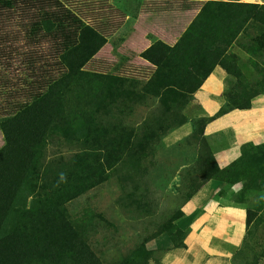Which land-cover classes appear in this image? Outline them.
<instances>
[{"label":"trees","instance_id":"16d2710c","mask_svg":"<svg viewBox=\"0 0 264 264\" xmlns=\"http://www.w3.org/2000/svg\"><path fill=\"white\" fill-rule=\"evenodd\" d=\"M251 30L258 34L246 52L251 56L264 54V5L210 1L174 44L159 40L140 55L156 68L154 80L163 79L183 90L172 96L180 106L174 107L173 114L169 111L163 128L189 122L181 112L196 100L194 95L216 67L235 79L225 95V105L215 115L192 121V138L204 147L199 169L205 181L186 202L211 180L226 189L241 185L234 201L246 209L247 238L236 256L252 249L251 228L263 213L264 203L251 205L249 196L253 190L261 191L264 184V144H244L240 157L221 169L204 133L210 123L229 112L252 109L253 100L260 96L258 89H264V70L253 84L233 52L241 38L250 37ZM107 38L86 25L62 0H0V83L3 77L4 83L11 85L4 100L6 119L1 123L6 145L0 150V264H104L78 237V231L66 224L65 205L98 186L108 176L106 165L111 173L125 156L140 164L150 143L162 137L157 133L152 138V129L157 128L153 125L143 131V137L123 135L113 127L107 131L96 118L97 111L111 104L121 91L120 78L85 70ZM40 40L52 41L48 53L35 52L34 45ZM252 64L257 66L254 61ZM23 69L31 83H24V76L7 77L10 70ZM191 85L192 91L184 90ZM52 135L69 144H82V164L75 162L54 176L44 168ZM108 152L110 164L102 161L105 157L109 160ZM183 216L181 211L174 224L163 227L153 239L165 234L174 249L186 248L188 232L178 226ZM152 255L144 244L119 264H149Z\"/></svg>","mask_w":264,"mask_h":264},{"label":"rangeland","instance_id":"374dc122","mask_svg":"<svg viewBox=\"0 0 264 264\" xmlns=\"http://www.w3.org/2000/svg\"><path fill=\"white\" fill-rule=\"evenodd\" d=\"M62 1L86 25L93 26L108 37L104 48L85 67L89 73L114 76L121 80L120 94L111 104L107 103L105 108L97 111L96 118L101 126L107 131L113 127L117 133L143 137V131L153 125L157 128L152 129V138L159 135L157 133L162 134L158 141L156 137L155 142L146 148L147 156L140 164L134 162L132 156H125L111 173L106 165L108 176L100 181L98 186L66 204L64 219L67 225L74 228V232L78 231V237L104 264H119L121 259L142 248L144 244L147 249L153 251L149 264H159L161 256L168 250L166 242L170 239L165 234L156 239H153V236L166 225L174 224L180 217L188 196L195 187L205 181L199 169L204 147L201 141L192 138V121L202 118L204 111L197 100L190 102L181 112L189 120L187 124L163 128L169 121L166 120L167 115L170 112L173 114L175 106H180L179 102L172 101V96L183 90L169 86L163 79L154 80L156 68L144 62L140 55L159 40L167 39L170 42L171 37L177 40L205 3L186 1L170 5L162 0H121L122 7L131 9L123 11L115 6H110L114 10H108V0ZM249 34L250 37L241 38L233 52L240 59L245 77L253 83L258 80L259 72L264 70V54L251 56L246 52V48L251 45V39L257 36L258 31L251 30ZM51 42L38 41L34 45L35 52L48 53L49 48L53 47ZM252 61L257 66H254ZM22 76L24 83H31L25 70H10L7 75L9 79ZM234 83L233 78V83L228 84L224 95L233 88ZM10 88L11 85L5 84L2 77L0 150L6 145L1 123L6 119L5 113L3 114V110H6L4 100ZM16 89L15 87L14 90ZM184 90L192 91L193 85ZM258 91L260 96L257 99L264 96V89ZM183 100L184 104L187 103ZM217 135L215 132L206 136V130L204 133L213 155V144L218 138ZM131 148L129 146L128 154H131ZM141 150L138 152L141 153ZM83 152L82 144H69L62 137L52 135L43 158L44 168H48L53 176L65 172L75 166V162L82 164ZM106 153L102 152L104 155ZM108 159L105 157L102 161H109L110 164V152ZM209 182L212 186L216 185L215 180ZM222 187L225 185L218 187L220 194L217 193L216 197L221 201L233 202L235 196H232L229 188L221 190ZM261 189L251 191V205L264 203V184ZM251 232L255 241L250 242L252 249L249 248L236 256L233 264H255L256 260L264 264V209L256 224L252 225ZM158 239L165 242L160 245V249L157 245ZM244 246L243 243L242 247Z\"/></svg>","mask_w":264,"mask_h":264},{"label":"crops","instance_id":"0c3cea01","mask_svg":"<svg viewBox=\"0 0 264 264\" xmlns=\"http://www.w3.org/2000/svg\"><path fill=\"white\" fill-rule=\"evenodd\" d=\"M162 1L170 5L180 1L204 3L231 1L264 5V0ZM108 2L109 5H106L108 10L110 6H115L123 11H131L122 7L121 0H108ZM163 41L174 44L176 40L171 37L170 42L167 39ZM230 83H233V78L226 71L220 67L213 70L196 94V100L204 111L203 117L215 115L225 105L224 93ZM252 103V109L231 111L209 124L206 129V136L218 133L213 150L221 169L228 167L240 157L241 147L244 144H264V96L256 98ZM215 184L212 186L211 182H208L186 202L182 209L184 217L178 223L183 231L188 232L185 239L186 248L174 249L172 242L168 240L166 242L168 250L161 256V264H233L246 237V209L234 200L231 203L219 200L216 196L220 193L218 187L222 185L218 182ZM223 188L225 187L221 190ZM229 190L232 196H235L241 190V185H236ZM158 241L157 245L160 249V245L165 242L159 239Z\"/></svg>","mask_w":264,"mask_h":264}]
</instances>
